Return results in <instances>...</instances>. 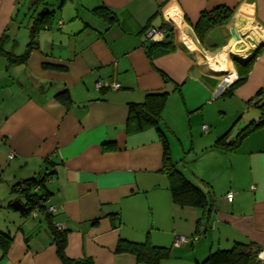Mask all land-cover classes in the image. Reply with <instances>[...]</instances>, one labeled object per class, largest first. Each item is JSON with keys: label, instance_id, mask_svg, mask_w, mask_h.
Segmentation results:
<instances>
[{"label": "crops", "instance_id": "0c3cea01", "mask_svg": "<svg viewBox=\"0 0 264 264\" xmlns=\"http://www.w3.org/2000/svg\"><path fill=\"white\" fill-rule=\"evenodd\" d=\"M41 2L0 0L5 50L25 51L44 7L54 10L46 3L40 10ZM98 5L116 19L94 14ZM218 6L232 9L229 21L198 37L201 12ZM65 9L39 29L25 62L0 54V232L11 238L6 252L0 248V264H63L44 214L26 216L5 205L24 203L12 187L46 171L52 172L46 204L67 231L70 258L153 264L118 249L129 241L166 247L156 264H197L235 242H251L264 256V125L234 149L216 145L262 113L249 114L264 100L257 95L264 86V0H70ZM150 27L166 29L153 40L170 43L164 52H146ZM238 55L249 71L220 91L213 62L223 58L237 71ZM98 80L121 87L97 89ZM62 90L70 100L55 97ZM162 92L159 125L171 160L209 195L205 208L174 199L155 125L128 123L130 103ZM176 234L194 240L177 246Z\"/></svg>", "mask_w": 264, "mask_h": 264}, {"label": "trees", "instance_id": "16d2710c", "mask_svg": "<svg viewBox=\"0 0 264 264\" xmlns=\"http://www.w3.org/2000/svg\"><path fill=\"white\" fill-rule=\"evenodd\" d=\"M36 2L42 0H35ZM54 10L44 11L43 17L38 22L36 21L34 25L30 28L29 41L27 43L25 51L21 55H16L13 51H7L4 49L3 44L5 42L6 34L2 36L0 40V54L6 56L12 62H25L28 58L33 47L37 43V33L41 27H43L51 18H53ZM92 12L101 17H108L110 21L116 19L115 12H113L109 7L105 5H98L92 9ZM233 11L224 6H218L212 10L202 11L198 21L194 25V29L198 37L202 38L204 33L214 25L226 23L229 21ZM173 29L171 28V31ZM166 32V29L164 28ZM168 30V35L171 33ZM146 42V52L148 54H153V50H158L164 52L170 45V43L162 41L145 40ZM153 52V53H152ZM233 60L236 65H238V76L239 78L230 84L228 90H231L236 84H238L242 79L243 75L247 73L248 65H244V60L239 59L237 56H233ZM242 60V61H241ZM243 66V67H242ZM241 68L245 70L241 71ZM108 88H111L108 86ZM264 94V86L257 93L258 96ZM167 93H148L142 102L130 103L129 113H128V123L129 121L136 122L139 128L144 126L145 123H150L155 125L156 129L159 131L162 138L163 145V161H162V171L168 173L171 178L170 188L174 199L180 203H192L196 204L201 208L209 205L210 197L206 194L200 187L193 184L191 181L186 179L184 175L175 168L174 163L171 160L169 146L162 130L159 125L160 117V105L162 107V102L164 101ZM55 97L60 101L70 100V96L67 90H62L56 93ZM261 110V116L258 120H252L247 125H245L236 136L226 142L231 129L226 131L222 136H220L216 145H221L226 149H234L237 147L241 139L251 132L264 125V100L257 105ZM52 172H45L39 177H31L25 179L12 187V191L20 194L24 198L25 206L27 211L23 214L26 216L32 215L33 217L38 214H44L50 235L53 238L56 253L63 264H93L91 260H78L70 258L66 254V242H67V231L64 228H58L57 222L61 221L60 218L56 217L54 211L49 210V206L46 201L49 199L50 192L45 186L46 180L51 176ZM11 201H8L5 205L11 207ZM11 238L8 234L0 232V248L3 252H6ZM120 243L118 249L128 250L137 256L138 260L152 262L156 264L157 261L167 255V248L162 246H154L148 242H131L127 244ZM261 248L251 242H235L230 248L227 249H216L211 251L206 257L198 262L197 264H261L258 259V253Z\"/></svg>", "mask_w": 264, "mask_h": 264}, {"label": "built area", "instance_id": "2783aa9c", "mask_svg": "<svg viewBox=\"0 0 264 264\" xmlns=\"http://www.w3.org/2000/svg\"><path fill=\"white\" fill-rule=\"evenodd\" d=\"M62 22L59 21V25H61ZM163 33H164V28H155V27H150L149 29L146 30L145 32V38L148 39V40H157V36L159 37H162L163 36ZM239 78L238 76V73L237 71L234 69L233 72H226L224 74V78L220 81V83L218 84L219 85V90H223L224 88H226L228 86V84L236 81L237 79ZM111 87V88H115V89H118L121 87V84L119 82H115V81H109L107 83H104L102 80H98L95 84V87L97 89H101V88H104V87ZM264 95V94H263ZM202 128L203 130H206L207 129V124H203L202 125ZM12 155V154H10ZM226 199L228 201H232L233 199V193L232 192H229L227 193L226 195ZM49 210L50 211H54L55 212V208L54 206L50 205L49 206ZM57 226L58 228H64V225L61 221L57 222ZM194 240L193 237H190V236H187V235H184V234H176L174 236V240H173V243L177 246H180V245H184L188 242H192ZM263 252H260L258 253V259L261 261L263 260V255H262Z\"/></svg>", "mask_w": 264, "mask_h": 264}, {"label": "rangeland", "instance_id": "374dc122", "mask_svg": "<svg viewBox=\"0 0 264 264\" xmlns=\"http://www.w3.org/2000/svg\"><path fill=\"white\" fill-rule=\"evenodd\" d=\"M60 1H61V0H42V2L39 4V9L41 10L43 4L46 3L49 7H51L52 9H54L55 14H56L55 17H57V16H59V14L61 13L62 10H66L65 8H66L67 5L70 3V0H67L65 7L61 8V9H57V5L60 3ZM39 9H38V10H39ZM210 65H211V64H210ZM212 67H213V66H212ZM213 68H214V67H213ZM215 78L218 79L219 81H221V80L224 78V74H218V77H215ZM232 83H233V82H232ZM232 83H230V84H232ZM230 84H228L227 87H229ZM227 87L224 88V90L227 89ZM258 105H259V104H258ZM259 109H260V108H258V107H254V106H252L251 109H250V113H249V114H251L252 112H259Z\"/></svg>", "mask_w": 264, "mask_h": 264}, {"label": "water", "instance_id": "95a60500", "mask_svg": "<svg viewBox=\"0 0 264 264\" xmlns=\"http://www.w3.org/2000/svg\"><path fill=\"white\" fill-rule=\"evenodd\" d=\"M64 0H61L60 3L57 5V9L61 7L62 3ZM50 8H48L47 6L44 7L45 11H49ZM231 34L233 36L234 39H239L240 36L238 35V33L235 32L234 28L231 29ZM239 59H242L243 56L242 55H238L237 56ZM218 72H221V74H225L226 70H217ZM11 205L13 206V208H15L16 210H18L20 213H24L25 211H27V207L21 203L19 200H15L11 203Z\"/></svg>", "mask_w": 264, "mask_h": 264}, {"label": "bare ground", "instance_id": "6f19581e", "mask_svg": "<svg viewBox=\"0 0 264 264\" xmlns=\"http://www.w3.org/2000/svg\"><path fill=\"white\" fill-rule=\"evenodd\" d=\"M247 28H248L247 30L249 32H251V28H249L248 26H247ZM257 38H259V37L257 36ZM222 53H224V52H222ZM213 67L215 69H217V70H226V71H230V72H233L234 71L233 68H228L227 67V65L225 64L223 58L220 61H218V62H216V61L213 62Z\"/></svg>", "mask_w": 264, "mask_h": 264}]
</instances>
